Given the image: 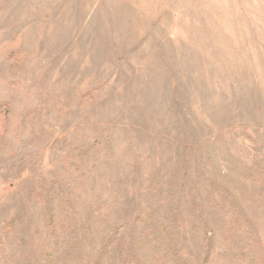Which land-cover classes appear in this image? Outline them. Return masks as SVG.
<instances>
[{"label": "rangeland", "instance_id": "374dc122", "mask_svg": "<svg viewBox=\"0 0 264 264\" xmlns=\"http://www.w3.org/2000/svg\"><path fill=\"white\" fill-rule=\"evenodd\" d=\"M0 264H264V0H0Z\"/></svg>", "mask_w": 264, "mask_h": 264}]
</instances>
